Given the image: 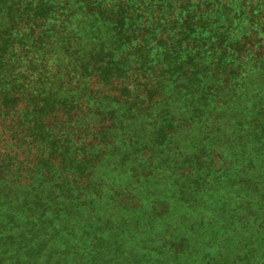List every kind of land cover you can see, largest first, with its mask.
<instances>
[{
	"label": "trees",
	"instance_id": "16d2710c",
	"mask_svg": "<svg viewBox=\"0 0 264 264\" xmlns=\"http://www.w3.org/2000/svg\"><path fill=\"white\" fill-rule=\"evenodd\" d=\"M0 264H264V0H0Z\"/></svg>",
	"mask_w": 264,
	"mask_h": 264
}]
</instances>
